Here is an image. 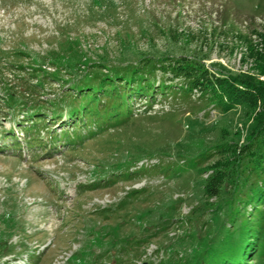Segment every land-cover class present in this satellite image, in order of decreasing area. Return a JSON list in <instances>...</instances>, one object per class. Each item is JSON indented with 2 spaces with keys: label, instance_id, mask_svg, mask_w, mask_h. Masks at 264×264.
<instances>
[{
  "label": "rangeland",
  "instance_id": "obj_1",
  "mask_svg": "<svg viewBox=\"0 0 264 264\" xmlns=\"http://www.w3.org/2000/svg\"><path fill=\"white\" fill-rule=\"evenodd\" d=\"M260 198L264 0H0V264H264Z\"/></svg>",
  "mask_w": 264,
  "mask_h": 264
},
{
  "label": "trees",
  "instance_id": "obj_2",
  "mask_svg": "<svg viewBox=\"0 0 264 264\" xmlns=\"http://www.w3.org/2000/svg\"><path fill=\"white\" fill-rule=\"evenodd\" d=\"M167 86V85H166ZM167 87H165V89H166ZM169 88H171V87H169ZM165 89H161L160 88V90H158L157 89V91H161L162 93H164V92H166V91H164ZM168 89V88H167ZM150 90V89H149ZM170 91V90H169ZM80 92V91H79ZM110 98V97H109ZM181 99L183 98V97H180ZM112 103V100H111V98H110V101L108 100V104L107 103H104V105H102L100 108H101V110H103V109H106V111H107V109H109V105ZM38 120H40V119H37L36 120V122L37 123H40V122H38ZM30 131H32L33 133H37L38 132V130H37V128L36 127H34V128H32ZM213 180H211L210 182H212ZM211 184V183H210ZM206 192H207V195L208 196H210V197H217L218 195H219V193H218V183H217V186H215V184H212V186L211 185H209L208 187H207V190H206ZM261 200H263L264 198H260ZM258 201H260V200H258ZM244 233V232H243ZM246 235V234H245ZM245 235L242 237V243L244 244V243H246L247 241H248V238H249V235H247L248 237H245ZM238 242H239V239H238ZM212 258H214V261L216 260V258L218 257L217 256V254L216 253H212V256H211ZM243 262V259H242V255H239V257L237 258V261H234V262H232L231 264H244V262ZM203 264H213L212 262H206V263H203Z\"/></svg>",
  "mask_w": 264,
  "mask_h": 264
}]
</instances>
